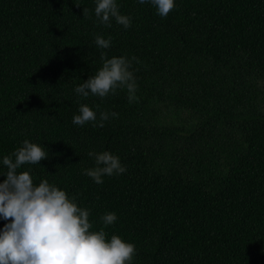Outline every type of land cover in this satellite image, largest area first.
Segmentation results:
<instances>
[{"label":"trees","instance_id":"obj_1","mask_svg":"<svg viewBox=\"0 0 264 264\" xmlns=\"http://www.w3.org/2000/svg\"><path fill=\"white\" fill-rule=\"evenodd\" d=\"M118 4L127 29L101 24L95 0H0V160L25 139L45 145L48 159L18 171L76 196L92 230L133 242V264H264V0H177L164 18ZM102 53L136 58L132 100L126 87L75 93ZM83 103L118 116L75 125ZM102 151L126 172L97 184L83 169Z\"/></svg>","mask_w":264,"mask_h":264},{"label":"clouds","instance_id":"obj_2","mask_svg":"<svg viewBox=\"0 0 264 264\" xmlns=\"http://www.w3.org/2000/svg\"><path fill=\"white\" fill-rule=\"evenodd\" d=\"M151 4L156 14L164 18L177 7V0H137ZM95 15L101 24L111 27L114 19L125 29L132 26V18L120 12L118 0H95ZM87 9L84 10L86 13ZM95 43L102 49L111 47V37L97 35ZM102 67L82 84L75 87L78 96L105 98L126 87L129 100L135 97L136 77L133 71L135 57L101 54ZM87 103L80 105L72 123L103 127L118 113L97 111ZM94 166L83 173L97 184L103 177L126 172L121 158L111 151L89 152ZM49 158L45 145L25 139L11 155L3 156L0 165L7 171L0 182V220L7 221L0 229V264H133L136 245L119 235L108 238L101 228L93 229L90 209L81 207L76 196H70L56 183L43 179L36 183L33 170L18 171L23 165H36ZM118 219L115 212L101 217L105 226Z\"/></svg>","mask_w":264,"mask_h":264}]
</instances>
